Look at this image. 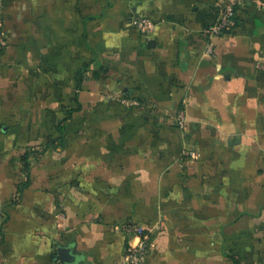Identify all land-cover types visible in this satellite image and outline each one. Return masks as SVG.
<instances>
[{
    "label": "crops",
    "instance_id": "0c3cea01",
    "mask_svg": "<svg viewBox=\"0 0 264 264\" xmlns=\"http://www.w3.org/2000/svg\"><path fill=\"white\" fill-rule=\"evenodd\" d=\"M220 12L0 0V264H126L132 223L144 264H264V0Z\"/></svg>",
    "mask_w": 264,
    "mask_h": 264
},
{
    "label": "built area",
    "instance_id": "2783aa9c",
    "mask_svg": "<svg viewBox=\"0 0 264 264\" xmlns=\"http://www.w3.org/2000/svg\"><path fill=\"white\" fill-rule=\"evenodd\" d=\"M251 0H219L220 16L217 22L209 29L211 37L221 36L227 34L235 25L238 13ZM135 25L145 34L149 35L154 32L156 22L150 18H139L134 21ZM6 44L5 32L3 29V21L0 18V64L3 58V49ZM213 43L209 44V52H212ZM123 102L130 107L139 106L140 101L136 99L124 98ZM172 123L180 129H185L187 126V117L184 110H179L173 117ZM126 229L139 237L137 243L129 242L126 249V264H144L146 256L153 246L152 229L143 227L138 224H129Z\"/></svg>",
    "mask_w": 264,
    "mask_h": 264
},
{
    "label": "water",
    "instance_id": "95a60500",
    "mask_svg": "<svg viewBox=\"0 0 264 264\" xmlns=\"http://www.w3.org/2000/svg\"><path fill=\"white\" fill-rule=\"evenodd\" d=\"M58 251H59V256L62 262H64L65 260H69L68 256L70 255L69 254L70 249L68 247H60Z\"/></svg>",
    "mask_w": 264,
    "mask_h": 264
},
{
    "label": "trees",
    "instance_id": "16d2710c",
    "mask_svg": "<svg viewBox=\"0 0 264 264\" xmlns=\"http://www.w3.org/2000/svg\"><path fill=\"white\" fill-rule=\"evenodd\" d=\"M237 17H238V15H237ZM237 17H236V20H237ZM34 153H35V152H34ZM34 153H32V154H34ZM32 154L28 155V156L26 157V159H25V167H26V170L29 169V164H30L29 157H30ZM25 184H26V183H24V185H25ZM24 185L22 184V186H24Z\"/></svg>",
    "mask_w": 264,
    "mask_h": 264
}]
</instances>
